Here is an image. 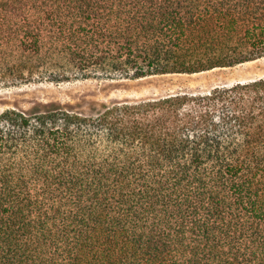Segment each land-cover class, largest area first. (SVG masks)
Masks as SVG:
<instances>
[{
    "label": "trees",
    "instance_id": "obj_1",
    "mask_svg": "<svg viewBox=\"0 0 264 264\" xmlns=\"http://www.w3.org/2000/svg\"><path fill=\"white\" fill-rule=\"evenodd\" d=\"M261 57L264 0H0V83ZM0 264H264V79L0 113Z\"/></svg>",
    "mask_w": 264,
    "mask_h": 264
},
{
    "label": "rangeland",
    "instance_id": "obj_2",
    "mask_svg": "<svg viewBox=\"0 0 264 264\" xmlns=\"http://www.w3.org/2000/svg\"><path fill=\"white\" fill-rule=\"evenodd\" d=\"M264 79V57L195 74H158L140 78L101 76L63 81L34 78L0 83V113L35 114L54 109L96 113L114 103H136L177 94H200L214 88Z\"/></svg>",
    "mask_w": 264,
    "mask_h": 264
}]
</instances>
